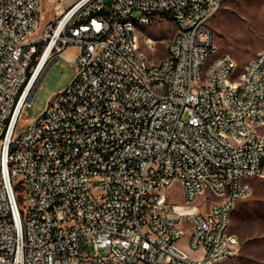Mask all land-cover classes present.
<instances>
[{
    "label": "built area",
    "instance_id": "2783aa9c",
    "mask_svg": "<svg viewBox=\"0 0 264 264\" xmlns=\"http://www.w3.org/2000/svg\"><path fill=\"white\" fill-rule=\"evenodd\" d=\"M223 1L73 0L44 22L43 0H0V264H216L238 253L232 211L264 177V49L236 72L210 24ZM160 17L177 30L149 58L156 40L137 27ZM61 57L74 76L29 117ZM174 181L197 208H177ZM200 196L214 198L209 209Z\"/></svg>",
    "mask_w": 264,
    "mask_h": 264
},
{
    "label": "rangeland",
    "instance_id": "374dc122",
    "mask_svg": "<svg viewBox=\"0 0 264 264\" xmlns=\"http://www.w3.org/2000/svg\"><path fill=\"white\" fill-rule=\"evenodd\" d=\"M73 0H43L44 22L56 19L62 9H66ZM107 1V0H106ZM140 10H134L138 16ZM221 52H228L238 61L236 72L255 54L264 49V0H224L218 12L210 21ZM177 26L171 17H160L149 23H139L137 33L141 40L152 35L154 47L144 45L149 58L160 59L167 53L166 45L172 39ZM75 50L68 48L65 52ZM75 70L64 57L55 61L45 74L41 86L37 89L33 103L26 107L29 117L38 116L47 106L52 95L62 90L74 76ZM264 128V127H263ZM21 189V188H18ZM167 193L181 202L185 201L183 186L174 181L167 188ZM21 201V198H19ZM212 197L208 200L200 196L198 203L203 210L209 209ZM188 210L197 208L187 206ZM230 230L240 240L238 253L216 264H264V177H257L252 182L248 196L240 199L232 211ZM186 234L180 240L183 248L189 249ZM192 254L198 252L190 250Z\"/></svg>",
    "mask_w": 264,
    "mask_h": 264
},
{
    "label": "bare ground",
    "instance_id": "6f19581e",
    "mask_svg": "<svg viewBox=\"0 0 264 264\" xmlns=\"http://www.w3.org/2000/svg\"><path fill=\"white\" fill-rule=\"evenodd\" d=\"M177 208H179L181 210H188L185 208V204H177Z\"/></svg>",
    "mask_w": 264,
    "mask_h": 264
},
{
    "label": "crops",
    "instance_id": "0c3cea01",
    "mask_svg": "<svg viewBox=\"0 0 264 264\" xmlns=\"http://www.w3.org/2000/svg\"><path fill=\"white\" fill-rule=\"evenodd\" d=\"M256 178H257V177H256ZM254 179H255V178H253V180H254ZM253 180H252V182H253ZM251 189H252V188H251ZM248 195H249V194H248ZM248 195H247V196H248ZM245 197H246V196H245ZM245 197H243V198H245ZM241 199H242V198H241ZM239 200H240V199H239ZM239 200H238V201H239ZM231 219H232V214H231Z\"/></svg>",
    "mask_w": 264,
    "mask_h": 264
}]
</instances>
